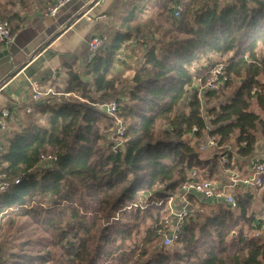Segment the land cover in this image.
I'll use <instances>...</instances> for the list:
<instances>
[{
	"label": "trees",
	"instance_id": "1",
	"mask_svg": "<svg viewBox=\"0 0 264 264\" xmlns=\"http://www.w3.org/2000/svg\"><path fill=\"white\" fill-rule=\"evenodd\" d=\"M142 34V63L130 77L114 73L118 51ZM220 65L224 81L210 89ZM52 88L21 127L0 134V175L21 179L0 192V236L23 223L27 240L15 251L0 243V264H264L261 188L236 184L234 208L190 195L207 211L185 220L171 250L157 234L164 198L183 182L224 183L246 174V158L247 167L264 163V146L255 148L264 137V0H176L146 18L132 10L91 60L68 61ZM109 99L113 116L98 107ZM114 119L116 139L103 146ZM49 155L56 160H41Z\"/></svg>",
	"mask_w": 264,
	"mask_h": 264
},
{
	"label": "crops",
	"instance_id": "2",
	"mask_svg": "<svg viewBox=\"0 0 264 264\" xmlns=\"http://www.w3.org/2000/svg\"><path fill=\"white\" fill-rule=\"evenodd\" d=\"M164 1L72 0L60 8L54 17L46 14L51 4L49 0L0 1V12L18 16V20L10 24V27H18L12 34L13 40L6 45L0 44V112L7 110L9 113L7 129H18L24 124L27 109L33 108V84H38L43 92L51 89V85L60 77L64 78V65L68 61L75 58L79 65L86 62L88 42L92 36L120 31L118 22L124 21L132 10L144 18L153 13L157 15L161 10L155 11ZM175 1L166 0V5ZM141 38L137 37V40L140 44L142 42L140 48L143 49L146 48L147 37L143 35ZM134 39L123 47L126 54L123 58L124 76L132 73L143 61V53L136 57L127 47L129 44L135 46ZM113 72L121 73L116 67ZM53 75L55 77L52 79ZM5 78L7 80L3 81ZM258 150L261 151V148ZM249 159L242 161L245 163L243 172Z\"/></svg>",
	"mask_w": 264,
	"mask_h": 264
},
{
	"label": "built area",
	"instance_id": "3",
	"mask_svg": "<svg viewBox=\"0 0 264 264\" xmlns=\"http://www.w3.org/2000/svg\"><path fill=\"white\" fill-rule=\"evenodd\" d=\"M51 4L47 7L46 14L50 17H54L57 11L72 0H49ZM102 1V0H99ZM178 15V10L175 12ZM13 40V35L11 34L10 24L6 20L0 19V44L6 45ZM108 40L106 35H94L90 38L88 42V60H91L99 49ZM55 76H52V79ZM224 81L223 77V67L218 66L210 79L207 82V87L213 90H218L220 85ZM31 99L33 102H38L42 96H45L51 92L47 89L43 92L38 84H33ZM105 110L111 116L114 115L117 109V103L112 101L111 103L104 105ZM33 108H28L27 112H33ZM9 113L7 110H2L0 112V131L6 128V119ZM116 132L121 136L125 130V126L121 120H116ZM2 144L0 141V149ZM227 155H222L220 157L221 163H227ZM55 161L56 158L53 156H42L41 160L44 161ZM20 178H15L11 182L6 180L4 175H0V192L6 191L11 184H18ZM227 180V182H225ZM224 183H214L211 181H194L188 180L183 182L178 190L173 194H166L167 197L164 200L168 204L169 214L168 217L163 219V225L157 230V234L162 237V247L170 248L179 239V234L185 220L192 215L193 206L190 195H193L201 200L202 203L209 204H224L231 208L236 206L235 195L233 194V188L236 184H241L245 189L262 188L264 186V163L253 159L249 162L246 174L240 177L238 174H231L225 179ZM160 187V186H159ZM162 188V187H161ZM257 235V234H256Z\"/></svg>",
	"mask_w": 264,
	"mask_h": 264
},
{
	"label": "rangeland",
	"instance_id": "4",
	"mask_svg": "<svg viewBox=\"0 0 264 264\" xmlns=\"http://www.w3.org/2000/svg\"><path fill=\"white\" fill-rule=\"evenodd\" d=\"M0 1H4V0H0ZM9 1V3H13V1L14 0H8ZM17 1V0H16ZM230 1H232V0H223V2H230ZM167 3H166V0L164 1V2H162V3H160V5H159V7H158V9L159 10H157V11H155V12H158V11H160V10H162L163 9V7L166 5ZM123 13V12H122ZM118 26L121 28V30L120 31H122L123 30V20H122V22H118ZM107 35V38L109 37V35H110V32L108 33V34H106ZM138 38H141V37H138ZM142 39V38H141ZM134 44H135V46H132L133 44H129L127 47H129V51L130 52H132L133 54H135L136 55V57H138V56H140V54H144V52H145V48H143V49H141L140 48V45L142 44V42H141V44H140V41L139 40H137V39H134ZM124 46H126V44L124 45ZM123 46V47H124ZM123 47L118 51V53H117V55H116V58H115V62H113V67H116L117 68V70L118 71H120L122 74H123V58H125L124 56L126 55V54H124L123 53ZM144 51V52H143ZM143 56V55H142ZM135 65V64H134ZM135 68H137V67H135ZM130 75H131V73H129ZM128 74V76H126V77H130V75ZM124 75V74H123ZM62 81H63V78L62 77H60V79H58V81H56L53 85L55 86H59V87H61L62 86ZM52 85H51V92L49 93V94H52ZM228 91L229 90H227L226 91V93L228 94ZM231 92V91H230ZM225 93V92H224ZM112 102L113 100L111 99H109V100H106V101H103V103L102 104H99L98 105V107L100 108V109H104L105 110V107H104V105H107L108 103L107 102ZM106 103V104H105ZM251 110H253V111H255V112H257L258 113V110L256 109V107H255V105L253 104L252 105V107H251ZM105 112H107L106 110H105ZM261 116H263L264 117V113H261L260 114ZM116 118V117H115ZM118 119H120V118H118ZM121 120V119H120ZM114 122H115V119L114 120H109L108 121V123H107V127L106 128H103V133L105 132L106 133V140H105V142H104V144H103V146L105 145H107L109 142H111V141H114L115 139L114 138H112L111 137V134L113 133V130H114ZM7 131V126H6V128L4 129V130H2V131H0V134L2 135L3 133H5ZM1 135H0V141H2V139H1ZM194 142H196V140H194ZM256 148L258 149L259 147H263L264 146V137H262L261 135H260V133H258L257 135H256ZM223 149V148H222ZM224 149H226L227 151H229V150H231L232 149V146L229 144V145H226L225 147H224ZM218 152H222V150H218ZM47 161V159H45L43 162H46ZM48 162V161H47ZM48 164V163H47ZM219 164V163H218ZM49 166V165H48ZM39 169H41V167H39ZM230 172V171H229ZM219 175H220V173H219ZM228 176L229 174L227 173V172H224V174H222L221 176H223L224 178H225V176ZM222 177V178H223ZM221 180H223V179H221ZM157 190H162V188H158ZM262 191H264V186L261 188V190L260 191H257V198H256V202H255V204H254V207L256 208V209H259L260 208V206H261V201H260V199H261V193H262ZM259 192V193H258ZM141 198V197H140ZM138 199V201L140 202V204L141 205H145V203H146V197H144V198H141V199ZM165 201V200H164ZM191 203H192V206H193V209L194 210H201V213H205L206 211H207V208L205 207V206H200V205H198L197 204V202L196 201H194V202H192V200H191ZM167 206H168V204H167ZM259 207V208H258ZM164 212H165V209H164ZM168 214H169V209L167 210V212L166 213H164V215H162V217H161V221H162V219H164L165 217H168ZM2 215V214H1ZM1 215H0V225H1V223H3V220H2V218H1ZM21 228H23V223L22 224H20V226H19V228H18V230L17 231H15V232H13V233H11L10 235H7V236H4V237H2L1 238V236H0V243L1 244H4V249H6L7 251H15L16 250V247H17V245L18 244H21V243H25L27 240L24 238V234L22 233V231L20 230ZM27 233V232H26ZM258 233H259V235L260 236H264V229H263V231H258ZM257 233V234H258ZM256 234V233H255ZM161 239V240H160ZM159 244H161L162 245V237H160L159 238V243H158V245ZM173 248V246H171L170 248H169V250H171Z\"/></svg>",
	"mask_w": 264,
	"mask_h": 264
},
{
	"label": "water",
	"instance_id": "5",
	"mask_svg": "<svg viewBox=\"0 0 264 264\" xmlns=\"http://www.w3.org/2000/svg\"><path fill=\"white\" fill-rule=\"evenodd\" d=\"M4 54H7L6 52H4Z\"/></svg>",
	"mask_w": 264,
	"mask_h": 264
}]
</instances>
